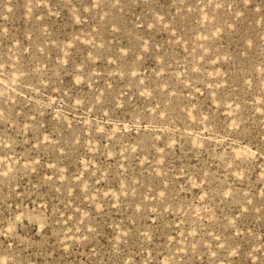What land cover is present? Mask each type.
Listing matches in <instances>:
<instances>
[{
	"label": "rangeland",
	"instance_id": "obj_1",
	"mask_svg": "<svg viewBox=\"0 0 264 264\" xmlns=\"http://www.w3.org/2000/svg\"><path fill=\"white\" fill-rule=\"evenodd\" d=\"M0 264H264V0H0Z\"/></svg>",
	"mask_w": 264,
	"mask_h": 264
},
{
	"label": "snow or ice",
	"instance_id": "obj_2",
	"mask_svg": "<svg viewBox=\"0 0 264 264\" xmlns=\"http://www.w3.org/2000/svg\"><path fill=\"white\" fill-rule=\"evenodd\" d=\"M98 6V5H97Z\"/></svg>",
	"mask_w": 264,
	"mask_h": 264
}]
</instances>
